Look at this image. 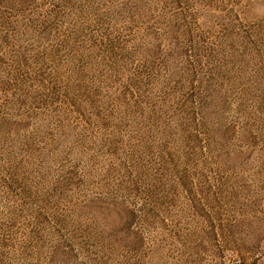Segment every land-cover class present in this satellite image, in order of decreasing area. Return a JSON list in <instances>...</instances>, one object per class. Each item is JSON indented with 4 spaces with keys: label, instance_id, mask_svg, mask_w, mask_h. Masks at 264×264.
Here are the masks:
<instances>
[{
    "label": "rangeland",
    "instance_id": "obj_1",
    "mask_svg": "<svg viewBox=\"0 0 264 264\" xmlns=\"http://www.w3.org/2000/svg\"><path fill=\"white\" fill-rule=\"evenodd\" d=\"M264 257V0H0V264Z\"/></svg>",
    "mask_w": 264,
    "mask_h": 264
},
{
    "label": "crops",
    "instance_id": "obj_2",
    "mask_svg": "<svg viewBox=\"0 0 264 264\" xmlns=\"http://www.w3.org/2000/svg\"><path fill=\"white\" fill-rule=\"evenodd\" d=\"M255 264H264V257L261 260L257 261Z\"/></svg>",
    "mask_w": 264,
    "mask_h": 264
}]
</instances>
